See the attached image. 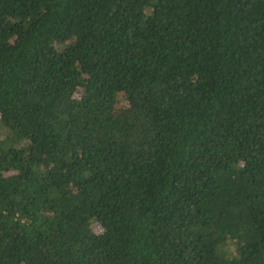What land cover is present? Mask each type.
<instances>
[{"label": "trees", "instance_id": "obj_1", "mask_svg": "<svg viewBox=\"0 0 264 264\" xmlns=\"http://www.w3.org/2000/svg\"><path fill=\"white\" fill-rule=\"evenodd\" d=\"M0 264H264V0H0Z\"/></svg>", "mask_w": 264, "mask_h": 264}, {"label": "rangeland", "instance_id": "obj_2", "mask_svg": "<svg viewBox=\"0 0 264 264\" xmlns=\"http://www.w3.org/2000/svg\"><path fill=\"white\" fill-rule=\"evenodd\" d=\"M117 106L119 108L127 106V102L125 101V99L122 96H119ZM96 230H97V232H99V228H97Z\"/></svg>", "mask_w": 264, "mask_h": 264}]
</instances>
